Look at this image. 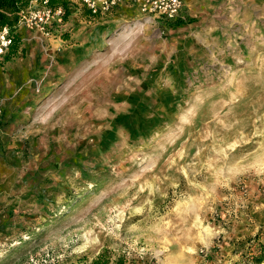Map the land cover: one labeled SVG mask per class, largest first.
<instances>
[{"label":"rangeland","instance_id":"374dc122","mask_svg":"<svg viewBox=\"0 0 264 264\" xmlns=\"http://www.w3.org/2000/svg\"><path fill=\"white\" fill-rule=\"evenodd\" d=\"M184 3L170 25L76 2L50 39L19 29L0 264H221L223 243L246 264L264 239V0Z\"/></svg>","mask_w":264,"mask_h":264},{"label":"built area","instance_id":"2783aa9c","mask_svg":"<svg viewBox=\"0 0 264 264\" xmlns=\"http://www.w3.org/2000/svg\"><path fill=\"white\" fill-rule=\"evenodd\" d=\"M59 0H30L26 9L19 13V27L27 26L36 31L40 37L50 39L57 31L61 18L64 16V7ZM69 4L72 5V0ZM81 8L93 18L113 13L122 6L135 9L146 18H160L171 21L182 18L183 0H76ZM12 39L7 27L0 30V56H4ZM3 119V104L0 98V131Z\"/></svg>","mask_w":264,"mask_h":264},{"label":"trees","instance_id":"16d2710c","mask_svg":"<svg viewBox=\"0 0 264 264\" xmlns=\"http://www.w3.org/2000/svg\"><path fill=\"white\" fill-rule=\"evenodd\" d=\"M30 0H0V30L7 27L10 32V37L12 39L11 45L7 53L0 60V66H3L5 62L10 61L18 52H23L21 47L22 39L19 30V13L26 9L29 5ZM59 0H52V3H57ZM64 7V16L61 18V23L68 22L71 15V4L69 1L62 0L60 2ZM87 15L90 17L89 13L86 11ZM92 17V16H91ZM164 25L174 24L181 21L180 18L171 21L161 20ZM4 120L2 119V124ZM247 247L249 252L245 256L246 264H264V239L259 240V235L251 238L247 242ZM255 249L257 250L255 253ZM105 251L100 252L92 261L91 264H106L112 262L113 264H129L125 257L122 255L117 256L113 261L110 257H107Z\"/></svg>","mask_w":264,"mask_h":264},{"label":"crops","instance_id":"0c3cea01","mask_svg":"<svg viewBox=\"0 0 264 264\" xmlns=\"http://www.w3.org/2000/svg\"><path fill=\"white\" fill-rule=\"evenodd\" d=\"M73 3H76V0H72V4ZM183 3H184V0H183ZM185 8V3H184V6H183V10ZM127 10H129L128 7H125V6H122L120 8H117L114 13L111 14V16H118L120 14H122L123 12H126ZM110 16V15H109ZM107 16V17H109ZM183 16V15H182ZM103 17V16H102ZM93 18V17H92ZM101 18V17H99ZM98 18V19H99ZM111 18V17H109ZM113 18V17H112ZM183 18V17H182ZM101 20V19H99ZM21 28L23 27H20L19 29L21 30ZM30 30L31 32H33L34 34H36L37 32L32 30L31 28L27 27V26H24V31L25 33ZM38 34V33H37ZM39 35V34H38ZM20 36H21V33H20ZM28 36V34H27ZM23 39V38H22ZM44 39V38H43ZM0 135H1V131H0ZM247 230V229H246ZM251 233V232H250ZM253 233V232H252ZM251 233V234H252ZM244 242V240H242V243ZM233 246H231L229 243L225 244H221L219 245V249L216 250L214 252V256L217 258L216 261L218 259H221L222 260V263L221 264H241V253H242V250H237V249H234V243L232 244ZM244 245V243H243Z\"/></svg>","mask_w":264,"mask_h":264},{"label":"bare ground","instance_id":"6f19581e","mask_svg":"<svg viewBox=\"0 0 264 264\" xmlns=\"http://www.w3.org/2000/svg\"><path fill=\"white\" fill-rule=\"evenodd\" d=\"M208 232V231H207Z\"/></svg>","mask_w":264,"mask_h":264}]
</instances>
